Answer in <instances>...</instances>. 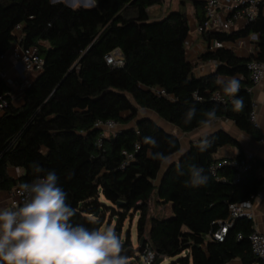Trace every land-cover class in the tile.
<instances>
[{"label": "trees", "instance_id": "1", "mask_svg": "<svg viewBox=\"0 0 264 264\" xmlns=\"http://www.w3.org/2000/svg\"><path fill=\"white\" fill-rule=\"evenodd\" d=\"M93 1L92 7H71L61 0H0V55L17 42L36 46L43 59L41 70L24 88L20 105L11 101V89L0 81L1 92H7L0 115V191L10 192L55 172L58 186L67 194L66 203L75 210L74 226L91 230L114 222L120 236L124 221L137 214V248L129 231L122 239L121 254L128 259L147 245L155 254L154 262L162 257L170 264H264L251 251V221L246 217L234 220L222 240L213 237L228 217L229 203L245 201L262 190L264 178L255 170L264 165L252 159V168L238 178L230 165L218 166L212 173L210 165L220 147H236L232 158L246 156L238 141L220 129L208 136L206 150H200L199 137L161 171L166 160L180 152V139L140 113H154L187 134L202 127L205 113L215 109V119H228L261 140L264 136L250 118L251 56H238L223 46L206 49L200 58L216 61V67L196 76L186 58L189 23L183 6L152 19L148 8L163 0ZM193 5L202 24L205 1L195 0ZM250 33L258 34L256 59L264 60V14L235 31L199 32L206 43L235 41ZM115 50L123 57L119 66L106 61ZM219 76L240 80L241 111L233 110V97L223 93ZM215 93L225 100H215ZM193 107L195 116L186 124V113ZM98 119L118 124L99 146L100 130L93 127ZM145 137L154 138L156 146L144 143ZM193 166L203 169L205 183L191 184ZM9 167L22 172L14 178ZM152 199L170 204L171 215L150 214Z\"/></svg>", "mask_w": 264, "mask_h": 264}, {"label": "clouds", "instance_id": "2", "mask_svg": "<svg viewBox=\"0 0 264 264\" xmlns=\"http://www.w3.org/2000/svg\"><path fill=\"white\" fill-rule=\"evenodd\" d=\"M217 84L225 95L233 97V110L241 111L244 101L237 97L240 80L235 76L218 77ZM195 113L196 109L190 108L184 122L190 123ZM205 116L198 145L201 151L210 146L208 136L213 130L215 109L208 110ZM144 143L156 146L152 137H145ZM156 155L166 159L161 153ZM202 172V168L192 167V185L207 181ZM19 187L26 194L22 206L0 209V264H130L128 257L121 254L123 242L113 227L100 225L90 230L71 223L76 213L66 203L67 194L58 186L55 172Z\"/></svg>", "mask_w": 264, "mask_h": 264}, {"label": "built area", "instance_id": "3", "mask_svg": "<svg viewBox=\"0 0 264 264\" xmlns=\"http://www.w3.org/2000/svg\"><path fill=\"white\" fill-rule=\"evenodd\" d=\"M222 8L225 9L229 15L224 19H220L218 17V11ZM259 13L264 14V0H205V20L202 24L197 25L196 30L198 33L202 30L230 31L233 28L246 26L249 22L254 20ZM15 30H19V25L15 27ZM219 46H221V43L213 40L209 45V49H215ZM258 53L259 46L255 44L247 56H251V59L247 62V69L249 78L254 84L264 79V60L256 59ZM6 56H10L13 59L14 66L16 68L19 66L23 68V72L19 74L20 82L18 84V88L23 92L24 88L29 84V79L25 72H39L43 65V59L38 54L36 46L24 47L17 42L13 43L7 52L1 54L0 58H4ZM106 61L112 66H119L123 63V57L119 50H115L106 56ZM4 84L9 87L11 82L10 80H6ZM155 92L161 95L165 94L163 89H156ZM6 95L7 92L2 93L0 90V110L2 111L7 105ZM214 99L220 102L225 100L219 93L214 94ZM250 118L253 121L256 118V104L254 101L250 112ZM93 127L100 130V134L96 140V144L99 146L101 144L102 137L106 135V132H114L118 128V124L111 119H98L94 123ZM261 142L264 143V138L261 139ZM127 159H132V156L127 155ZM252 159L253 156L250 154L239 159L222 157L210 165V171L213 173L215 168L218 166L230 165L234 168V176L238 178L243 172L252 168ZM125 163L126 162H124L122 166ZM257 175L264 178V172L257 173ZM262 194H264V182H262V190L256 196H252L242 202L229 203L228 217L226 220L220 222V226L218 230L213 233V237L217 240H222L227 228L234 220L246 217L251 221V231L248 234L251 251L258 259H260L261 262H264V233H262L257 227L254 212L255 200ZM25 199L26 194H23L19 187L14 188L10 191V208L22 206ZM238 237H241V235L239 234ZM137 254L141 263L155 264V254L149 246H144V248Z\"/></svg>", "mask_w": 264, "mask_h": 264}, {"label": "crops", "instance_id": "4", "mask_svg": "<svg viewBox=\"0 0 264 264\" xmlns=\"http://www.w3.org/2000/svg\"><path fill=\"white\" fill-rule=\"evenodd\" d=\"M61 1H63L64 3H66L71 7H77V6L90 7V4L88 2H85L84 0H61ZM194 1L195 0H163L161 4L153 5L149 7L148 13L152 17V19H160L168 12L176 11L183 6L189 23V33L186 39V58L192 64L195 75L202 76L214 71L217 62L212 60L204 61L200 58V55L203 52H205L206 49H209V45L213 40L210 43H206L196 30L198 22L195 17L196 7L193 5ZM227 16L229 15L225 9L222 8L218 11V17L220 19H224ZM241 28L242 27L233 28L232 30L226 32L235 31ZM258 41H259L258 34L250 33L249 35L239 38L235 41L221 42V46L232 49V51L238 56L247 57L252 47L255 44L258 45ZM22 72H23V68L20 66L16 68L14 66V61L10 56L0 58V81L4 83L6 80H10L11 82L9 86V88L11 89L10 97H11V101L15 105H20L22 100L23 92L20 91V89L18 88V84L20 82L19 74ZM25 73L28 76L29 82H31L39 72L31 71ZM219 78H231V77L219 76ZM251 96L256 104V118L254 122L260 129L262 136H264V79L253 85V87L251 88ZM2 112L3 111L0 110V115L2 114ZM151 114L146 113V115H148L149 118L153 119L165 130L170 131L176 134V136H178L177 133L174 132L175 130H177L176 128L159 119L154 113ZM167 126H171L172 129L168 128ZM202 129L203 126L195 129L190 133H187L190 134V137L188 138V145L190 142L195 141L199 137H201ZM220 129L228 132L238 141L241 150L245 155L248 154L252 155L253 159L259 161L260 164L262 163V165H264V143H262L261 140H255L249 135L240 131L235 126V124L228 119H215L213 121L212 132ZM237 153H238V149L236 147L226 145L220 147L217 150V152L214 154V158L215 159H219L222 157L232 158ZM21 172L22 170L20 168H16V167L8 168L9 175L13 176L14 178H17L21 174ZM262 172H264V166L262 167L259 166L255 170L256 175L257 173H262ZM9 197H10L9 191H0V209L10 208ZM254 212H255L257 227L262 233H264V194H262L255 200ZM170 215H171V207H170Z\"/></svg>", "mask_w": 264, "mask_h": 264}, {"label": "rangeland", "instance_id": "5", "mask_svg": "<svg viewBox=\"0 0 264 264\" xmlns=\"http://www.w3.org/2000/svg\"><path fill=\"white\" fill-rule=\"evenodd\" d=\"M85 2H87L88 0H84ZM140 113H148L151 114L149 111H144V110H140ZM152 115V114H151ZM153 116V115H152ZM168 128L172 129L171 126H167ZM174 129V128H173ZM175 130V129H174ZM174 132L177 133L180 142H181V151H183L187 145H188V138L190 137V134H183L180 131L175 130ZM111 132H106V135H109ZM179 153H176L174 155H172L168 160H166L165 164L162 166L161 171L164 170V168L166 167L167 163H169L172 160L177 159ZM149 212L152 215L155 216H162V217H169L170 215V205L169 204H162V203H157L155 202V199H152L149 203ZM137 219V214H134L130 217H128L123 225H122V229H121V233H120V239L122 240L124 237L125 232L129 231L130 233V238H131V242H132V246L134 249L137 248L138 246V241L136 239V228H135V221ZM106 225V224H104ZM109 226L114 227V222H112ZM130 264H143L139 261L138 259V254L136 255L135 258L129 259ZM171 260L168 259H164L160 264H170Z\"/></svg>", "mask_w": 264, "mask_h": 264}, {"label": "water", "instance_id": "6", "mask_svg": "<svg viewBox=\"0 0 264 264\" xmlns=\"http://www.w3.org/2000/svg\"><path fill=\"white\" fill-rule=\"evenodd\" d=\"M52 1H59V0H52ZM89 4H90V7H92L94 5V1L93 0H88L87 1ZM89 49V47L86 49V51ZM81 59V57L79 58V60ZM173 135L176 136V134L173 133ZM184 155V152L181 151V153L179 154V156L177 157V160L180 159L182 156ZM176 161V159L174 160ZM173 162H169V165H171ZM120 205V202L117 203V206ZM141 243L139 244V248L141 247ZM164 259L161 257V258H158L155 262V264H159L163 261Z\"/></svg>", "mask_w": 264, "mask_h": 264}]
</instances>
